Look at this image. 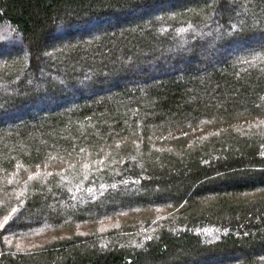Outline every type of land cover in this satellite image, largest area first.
<instances>
[{
    "label": "trees",
    "instance_id": "1",
    "mask_svg": "<svg viewBox=\"0 0 264 264\" xmlns=\"http://www.w3.org/2000/svg\"><path fill=\"white\" fill-rule=\"evenodd\" d=\"M0 264H264V0H0Z\"/></svg>",
    "mask_w": 264,
    "mask_h": 264
}]
</instances>
